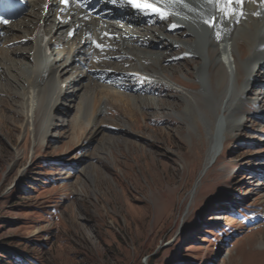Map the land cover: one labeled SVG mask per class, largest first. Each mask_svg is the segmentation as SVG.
<instances>
[{
  "label": "rangeland",
  "instance_id": "1",
  "mask_svg": "<svg viewBox=\"0 0 264 264\" xmlns=\"http://www.w3.org/2000/svg\"><path fill=\"white\" fill-rule=\"evenodd\" d=\"M40 3L27 0L0 37V264H264V65L246 67L238 49L245 40L256 51L253 18L264 7L210 53L182 43L189 37L163 18L129 26L131 56L102 59L128 74L102 88L88 78L91 55L82 68V53L67 61V45L48 42L62 74L57 98L48 86L32 94L33 55L19 43ZM121 19L97 23L130 33ZM157 31L181 44L142 40ZM236 65L243 77L252 70L246 87ZM215 138L218 155L200 177Z\"/></svg>",
  "mask_w": 264,
  "mask_h": 264
},
{
  "label": "bare ground",
  "instance_id": "2",
  "mask_svg": "<svg viewBox=\"0 0 264 264\" xmlns=\"http://www.w3.org/2000/svg\"><path fill=\"white\" fill-rule=\"evenodd\" d=\"M37 1L41 3L40 5H37L38 10L36 9L37 14L34 16V23H31L27 29L25 28L26 30L24 29V34L26 36L24 35L23 37H20L19 43L26 45L28 47V52L33 55L34 70H32L31 75L33 74L35 79L33 78L34 80L31 84L33 87L32 94L35 96L36 92V95H39L40 92L45 90L43 87L48 86L50 91L56 94L57 98H60L63 94V90H61L62 83L60 82L62 74L60 73L59 66L57 67L55 64H51V62L49 63V59L46 58V54L49 52V45L52 42H56L55 45L58 44L57 46L62 47V49L65 47L64 44L67 45L66 52L64 53V55L67 56V61L75 60V56L82 53V60L79 63L82 68L87 66L86 64L89 60L88 56L91 55L93 63L88 69H86V72L89 74L88 78L99 88V86H101L103 82H106V80L111 81L112 78L115 79L118 76L128 74L121 72L116 67H112V65L105 64L102 59L112 58L114 56H131V52L135 51V48L132 47L133 45L129 44L138 42V33L132 31L129 26L134 25V28H138V24L140 25V23L147 24L150 23L153 18H156V20L163 18V22L168 24V28H166V30L180 29L183 30V37H189L188 40H185L182 43L196 46L198 45L197 42H205L204 49H207L208 53H210L211 45L216 47L217 44L224 40L233 39V36L239 26L244 29V27L250 25L252 7L258 6L262 9L264 7V0H142V2L139 0H99L100 3L98 4V12H101L103 15H113L118 18H123L127 23L131 24H122V26L127 28V30L131 31L130 33L127 32V34L122 33V35L117 34V32L109 26L100 28V25L97 23V18H93L92 15H90L92 11L76 6L75 0H69L68 3H64L62 0ZM142 3L151 5V8L141 10L139 7H131V4L139 5ZM157 10L160 13H163V15L158 14ZM54 12H56V20L53 21V25L51 24L48 26L47 24H50L49 17L50 15H53ZM253 21V23L259 28V39L256 51L253 52L245 40L238 42V49L240 51L241 47V52H243V50L247 51L246 54L242 56L246 58V67L256 66L257 68H260V66L264 65V15L262 19L253 18ZM42 25L46 26V33L43 31ZM4 31L5 27L0 23V37ZM57 32L65 34L66 37L60 41H54V39L52 41V38H49V36L51 33L55 34ZM150 33L146 37H141L142 40L147 42V44L151 42L155 43L163 41H166V44L164 45L181 44L180 40H175V38L165 36L163 31ZM46 38L48 39L47 41ZM129 38H131L130 41L128 40ZM81 47H85L86 50L81 49ZM227 48L228 50L226 51V54L228 56L230 55V58L232 59V47L231 45L229 46L227 43H224L223 50H226ZM120 50H123L122 55ZM212 51H214V53L217 52V48ZM14 53L21 55L24 52H21L19 49ZM182 53L183 55H187L185 52ZM43 60L45 61L44 63ZM41 61L42 64L40 63ZM228 62L231 61L228 59ZM101 65H104V67ZM235 69L237 72L236 82H239V84L242 83V87H246L252 82V70L246 71V74L243 77L237 65L235 66ZM152 71L155 70H151L150 72ZM131 74L138 73L136 72ZM138 75L145 77L153 86H166L162 81L163 78L161 79L158 73H146L144 71L142 74L139 73ZM212 75L213 81L217 82L218 87H220L219 90H221V88L225 85L222 68L216 70V72ZM102 86L105 87V85ZM102 93L103 91L101 89L92 93L93 104L95 103L94 106H101V104L104 103ZM185 98L189 99L191 97L186 95ZM56 100L57 99L54 101ZM235 101H237V98L233 102ZM228 105H231L229 100ZM217 126H220V124ZM215 142L216 138L215 141L212 142L210 150L206 155L205 163L200 172V177L206 172V169L214 162L218 155L213 146Z\"/></svg>",
  "mask_w": 264,
  "mask_h": 264
},
{
  "label": "snow or ice",
  "instance_id": "3",
  "mask_svg": "<svg viewBox=\"0 0 264 264\" xmlns=\"http://www.w3.org/2000/svg\"><path fill=\"white\" fill-rule=\"evenodd\" d=\"M133 6L134 7H139L141 10H144L146 8H151V5H149L147 3H142V4H139V5L138 4H134ZM158 14L163 15V13H160L159 11H158Z\"/></svg>",
  "mask_w": 264,
  "mask_h": 264
}]
</instances>
